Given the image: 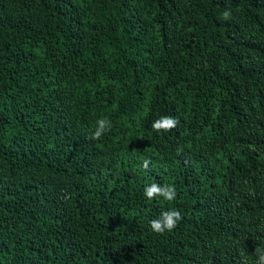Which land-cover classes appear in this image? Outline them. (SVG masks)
Wrapping results in <instances>:
<instances>
[{
	"label": "trees",
	"instance_id": "obj_1",
	"mask_svg": "<svg viewBox=\"0 0 264 264\" xmlns=\"http://www.w3.org/2000/svg\"><path fill=\"white\" fill-rule=\"evenodd\" d=\"M163 115L178 126L154 131ZM153 182L176 199L149 200ZM256 248L264 0H0V264H256Z\"/></svg>",
	"mask_w": 264,
	"mask_h": 264
},
{
	"label": "clouds",
	"instance_id": "obj_2",
	"mask_svg": "<svg viewBox=\"0 0 264 264\" xmlns=\"http://www.w3.org/2000/svg\"><path fill=\"white\" fill-rule=\"evenodd\" d=\"M221 18L225 21L231 20V10H224L221 13ZM179 124V120L174 116L163 115L155 119L152 122V129L156 132H169L176 128ZM112 122L107 117L98 118L95 122L94 130L91 134V139L97 140L101 138L106 132L110 131ZM179 151V150H178ZM150 161L144 160L143 167L147 168ZM143 194L149 200L160 197L165 201H173L176 199V190L173 184H158L151 183L146 185L143 190ZM182 219L181 213L175 208L164 210L160 213L159 217L150 220L151 229L158 233L163 234L165 231H172L177 223ZM255 255L257 257L256 264H264V248H256Z\"/></svg>",
	"mask_w": 264,
	"mask_h": 264
}]
</instances>
